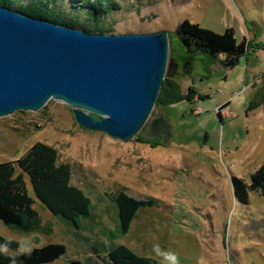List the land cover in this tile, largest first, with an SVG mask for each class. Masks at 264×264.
<instances>
[{
	"label": "rangeland",
	"instance_id": "1",
	"mask_svg": "<svg viewBox=\"0 0 264 264\" xmlns=\"http://www.w3.org/2000/svg\"><path fill=\"white\" fill-rule=\"evenodd\" d=\"M120 3L105 20L111 34L165 31L167 63L179 59L163 80L179 84L182 96L165 105L161 97L150 115L159 110L171 124L168 143L147 142L140 133L120 140L81 127L72 106L54 98L37 110L0 116V162L19 158L35 142L47 143L58 161L71 165V182L92 201L91 217L76 229L46 209L27 180L33 206L51 230L25 233L0 221V235L18 240L19 251L64 244L65 253L48 264H106L107 251L119 244L161 264H264V195L249 191L241 202L231 180L249 183L264 158V0ZM184 19L217 33L232 28L238 42L246 39V53L232 67L223 64V56L187 55L175 36ZM190 88L194 92L188 94ZM122 188L154 201L137 211L125 235L118 233L117 209L107 196Z\"/></svg>",
	"mask_w": 264,
	"mask_h": 264
},
{
	"label": "water",
	"instance_id": "2",
	"mask_svg": "<svg viewBox=\"0 0 264 264\" xmlns=\"http://www.w3.org/2000/svg\"><path fill=\"white\" fill-rule=\"evenodd\" d=\"M167 56L165 31L91 33L0 5V116L54 98L72 106L81 127L167 144L171 124L159 110L150 116L177 68Z\"/></svg>",
	"mask_w": 264,
	"mask_h": 264
},
{
	"label": "trees",
	"instance_id": "3",
	"mask_svg": "<svg viewBox=\"0 0 264 264\" xmlns=\"http://www.w3.org/2000/svg\"><path fill=\"white\" fill-rule=\"evenodd\" d=\"M0 5L32 17L99 34L112 33V26L106 24L105 20L111 12L121 8L120 0H0ZM175 36L187 55L203 53L213 58L223 56L222 62L227 67L237 63L247 49L246 39L238 42L232 28L217 33L189 19L178 24ZM182 65L189 72V59H185ZM191 92H194L192 88L188 94ZM181 96L179 84L165 78L156 101L160 102L162 97L160 103L165 105ZM261 104L264 114V94ZM27 180L36 199L53 215L72 224L76 229H80L83 219L91 217L92 201L79 186L71 182V165L58 161V153L53 146L38 141L19 158L0 162V219L6 227L25 233L51 230L50 227L43 226L41 215L33 206L35 198L29 192ZM231 180L233 194L241 202H247L249 191H258L264 195V158L251 174L249 183L235 176ZM107 196L116 206L118 233L121 235L129 231L140 208L154 203L152 198L138 199L129 195L125 188L113 194L108 193ZM0 246L12 251L4 253L0 250V264H48L66 251L62 243H47L19 251L18 240L2 235ZM107 258L106 264H161L154 257L135 253L125 244L111 247L107 251ZM61 264L83 263L71 259Z\"/></svg>",
	"mask_w": 264,
	"mask_h": 264
},
{
	"label": "flooded vegetation",
	"instance_id": "4",
	"mask_svg": "<svg viewBox=\"0 0 264 264\" xmlns=\"http://www.w3.org/2000/svg\"><path fill=\"white\" fill-rule=\"evenodd\" d=\"M173 62H175L176 64H178L179 63V59L173 58ZM156 141H160L159 138H157L155 140H152V141H149V142H156Z\"/></svg>",
	"mask_w": 264,
	"mask_h": 264
}]
</instances>
